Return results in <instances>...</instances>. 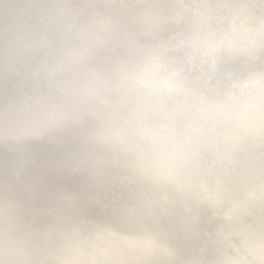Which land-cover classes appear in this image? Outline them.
I'll use <instances>...</instances> for the list:
<instances>
[{"label": "clouds", "instance_id": "9594fccd", "mask_svg": "<svg viewBox=\"0 0 264 264\" xmlns=\"http://www.w3.org/2000/svg\"><path fill=\"white\" fill-rule=\"evenodd\" d=\"M0 264H264V0H0Z\"/></svg>", "mask_w": 264, "mask_h": 264}, {"label": "bare ground", "instance_id": "6f19581e", "mask_svg": "<svg viewBox=\"0 0 264 264\" xmlns=\"http://www.w3.org/2000/svg\"><path fill=\"white\" fill-rule=\"evenodd\" d=\"M239 227L240 226H238L237 228ZM236 229H234L233 231L235 232ZM235 243H236V238L235 235H233L230 240L224 242V247H228L229 245L235 246ZM202 248L204 249V254L207 256H214L221 250V246L219 244H208L205 247L203 242L194 241V242H190L185 246V253L188 255H192L193 253L198 252ZM228 250L231 251L232 248L229 247Z\"/></svg>", "mask_w": 264, "mask_h": 264}, {"label": "water", "instance_id": "95a60500", "mask_svg": "<svg viewBox=\"0 0 264 264\" xmlns=\"http://www.w3.org/2000/svg\"><path fill=\"white\" fill-rule=\"evenodd\" d=\"M251 226V227H254L255 225L250 222L249 225H243V226H240L239 228L236 229V231L234 232L235 234V238H236V243H235V246L236 247H239L240 250L243 252V251H246V248L245 246L243 245L242 243V238H243V234L244 232L247 230V228ZM233 246V245H232Z\"/></svg>", "mask_w": 264, "mask_h": 264}]
</instances>
